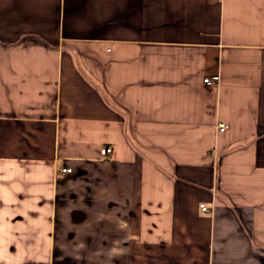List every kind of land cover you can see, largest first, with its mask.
Segmentation results:
<instances>
[{
	"label": "crops",
	"instance_id": "0c3cea01",
	"mask_svg": "<svg viewBox=\"0 0 264 264\" xmlns=\"http://www.w3.org/2000/svg\"><path fill=\"white\" fill-rule=\"evenodd\" d=\"M0 264H264V0H0Z\"/></svg>",
	"mask_w": 264,
	"mask_h": 264
},
{
	"label": "built area",
	"instance_id": "2783aa9c",
	"mask_svg": "<svg viewBox=\"0 0 264 264\" xmlns=\"http://www.w3.org/2000/svg\"><path fill=\"white\" fill-rule=\"evenodd\" d=\"M217 80H218V76H214L213 78L206 77V78L203 79V81L206 84H208V85L213 84ZM227 128H228V125L227 124H225V123H218V130L219 131L222 132V131L226 130ZM110 152H111V148L110 147H103V148H100V150H99V153L101 155H107ZM62 171H64V172H70V168H63ZM200 208H201V210H206V207L204 206V204H200Z\"/></svg>",
	"mask_w": 264,
	"mask_h": 264
}]
</instances>
